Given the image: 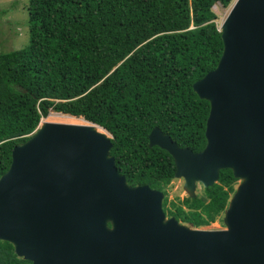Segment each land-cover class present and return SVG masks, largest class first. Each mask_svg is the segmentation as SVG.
<instances>
[{
	"label": "water",
	"instance_id": "1",
	"mask_svg": "<svg viewBox=\"0 0 264 264\" xmlns=\"http://www.w3.org/2000/svg\"><path fill=\"white\" fill-rule=\"evenodd\" d=\"M216 66L192 83L209 103L205 145L179 146L157 126L173 176L194 197L229 168L238 179L219 229L165 218L162 191L130 185L101 126L43 121L0 175V240L31 264H264V0H232Z\"/></svg>",
	"mask_w": 264,
	"mask_h": 264
},
{
	"label": "trees",
	"instance_id": "2",
	"mask_svg": "<svg viewBox=\"0 0 264 264\" xmlns=\"http://www.w3.org/2000/svg\"><path fill=\"white\" fill-rule=\"evenodd\" d=\"M231 1L28 0L27 45L0 51V175L13 146L53 110L103 127L128 184L165 188L173 158L149 145L148 133L157 126L181 147H204L209 103L192 83L219 60L213 6ZM236 180L221 169L203 194L171 201V212L208 224L226 208ZM0 264L29 262L0 240Z\"/></svg>",
	"mask_w": 264,
	"mask_h": 264
},
{
	"label": "rangeland",
	"instance_id": "3",
	"mask_svg": "<svg viewBox=\"0 0 264 264\" xmlns=\"http://www.w3.org/2000/svg\"><path fill=\"white\" fill-rule=\"evenodd\" d=\"M27 5H28V0H0V51L16 49L27 45L28 43ZM229 5L223 7L219 3H216L213 6V9L218 14L217 21L219 24L224 18ZM42 121L82 122L81 118L72 117L69 116L68 114L55 112L53 110H50L45 117H42L40 122ZM237 182L238 180L235 181L234 187L236 186ZM165 189L167 192L166 196L168 199V203L166 204L167 207L165 206V199L162 202V207L165 210L166 208L169 210L170 207L174 208L171 204L172 202H174L175 204H180L182 203V199H184L185 196H190L191 194H193L190 193L188 189L184 186L183 180L181 178H176V177H173L169 181V183L165 186ZM204 190L205 188H201L200 186H197L196 190H194L193 192L195 195L203 194ZM222 215L223 212L208 224L200 225L197 227L204 229L222 228L224 227L222 223Z\"/></svg>",
	"mask_w": 264,
	"mask_h": 264
},
{
	"label": "flooded vegetation",
	"instance_id": "4",
	"mask_svg": "<svg viewBox=\"0 0 264 264\" xmlns=\"http://www.w3.org/2000/svg\"><path fill=\"white\" fill-rule=\"evenodd\" d=\"M149 185V184H148ZM150 186V185H149ZM151 187V186H150ZM152 188H155V187H152ZM202 188V187H201ZM155 189H158V188H155ZM158 190H160V191H162V193H163V197H162V202H163V200L165 199V206H166V204L168 203V199H167V196H166V194H167V192H166V189L165 188H163V189H158ZM184 206V205H183ZM167 207V206H166ZM163 208V207H162ZM164 210V212H165V218H169V217H171V216H173L174 218H176L180 223L182 222L181 220H180V218L179 217H176L175 216V214H173L171 211H174L175 209L174 208H172V207H170L169 208V210L166 208V210L165 209H163ZM183 223V222H182ZM11 244V243H10ZM12 245V244H11ZM12 249H13V247H12ZM13 252H14V250H13ZM16 255V254H15ZM17 256V255H16ZM18 257V256H17ZM25 260H27V259H25ZM28 262H29V264H31V262L29 261V260H27Z\"/></svg>",
	"mask_w": 264,
	"mask_h": 264
},
{
	"label": "clouds",
	"instance_id": "5",
	"mask_svg": "<svg viewBox=\"0 0 264 264\" xmlns=\"http://www.w3.org/2000/svg\"><path fill=\"white\" fill-rule=\"evenodd\" d=\"M231 3H232V1H231ZM231 3H230V5H231ZM219 4H220V3H219ZM230 5H229V7H230ZM229 7H228V9H229ZM227 11H228V10H227ZM226 13H227V12H226ZM225 15H226V14H225ZM222 20H223V19H222ZM221 22H222V21H221ZM218 28L220 29V24L218 25ZM59 113H60V112H59ZM69 116H70V115H69ZM81 119H82V118H81ZM40 120H41V119H40ZM42 122H43V121H42ZM42 122L39 121L38 125L36 126V128H35L34 130H36V129L40 126V124H41ZM102 128H103V127H102ZM34 130H33V131H34ZM33 131H32V132H33ZM32 132L30 133V135L32 134ZM107 133H108V132H107ZM108 134H109V133H108ZM110 136H111V135H110ZM110 139H111V138H110ZM173 177H174V176H173ZM181 179H182V178H181ZM237 180H238V179H237ZM237 183H238V182H237ZM236 185H237V184H236ZM198 186L202 187L201 185H198ZM235 187H236V186H235ZM235 187H234V190H235ZM202 188H205V187H202ZM233 192H234V191H233ZM233 192H232V193H233ZM232 193H231V194H232ZM230 196H231V195H230ZM190 197H192V196H190ZM229 198H230V197H229ZM228 201H229V200H228ZM226 207H227V206H226ZM225 209H226V208H225ZM225 209H224V210H225ZM223 214H224V211H223ZM222 217H223V215H222ZM182 222H183V221H182ZM182 222H181V223H182ZM183 223H184V224H188L189 222H186V223L183 222ZM222 223H223V222H222ZM223 225H224V224H223ZM194 227H197V226H194ZM9 243H10V242H9ZM12 247H13V245H12ZM18 257H19V256H18ZM20 258H22V257H20Z\"/></svg>",
	"mask_w": 264,
	"mask_h": 264
},
{
	"label": "bare ground",
	"instance_id": "6",
	"mask_svg": "<svg viewBox=\"0 0 264 264\" xmlns=\"http://www.w3.org/2000/svg\"><path fill=\"white\" fill-rule=\"evenodd\" d=\"M83 121V119H81Z\"/></svg>",
	"mask_w": 264,
	"mask_h": 264
}]
</instances>
